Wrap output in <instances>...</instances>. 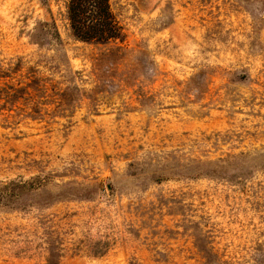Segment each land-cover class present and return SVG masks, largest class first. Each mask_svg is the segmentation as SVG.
<instances>
[{"label":"rangeland","instance_id":"1","mask_svg":"<svg viewBox=\"0 0 264 264\" xmlns=\"http://www.w3.org/2000/svg\"><path fill=\"white\" fill-rule=\"evenodd\" d=\"M110 2L0 0V264H264V0Z\"/></svg>","mask_w":264,"mask_h":264},{"label":"trees","instance_id":"2","mask_svg":"<svg viewBox=\"0 0 264 264\" xmlns=\"http://www.w3.org/2000/svg\"><path fill=\"white\" fill-rule=\"evenodd\" d=\"M66 13L71 33L78 41L106 45L124 40V28L110 0H67ZM23 90L25 87L0 89V100L17 98Z\"/></svg>","mask_w":264,"mask_h":264}]
</instances>
